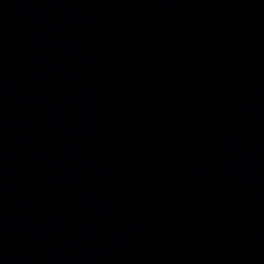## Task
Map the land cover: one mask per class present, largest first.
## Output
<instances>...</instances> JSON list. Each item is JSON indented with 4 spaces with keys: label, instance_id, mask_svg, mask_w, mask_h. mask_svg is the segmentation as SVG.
<instances>
[{
    "label": "water",
    "instance_id": "95a60500",
    "mask_svg": "<svg viewBox=\"0 0 264 264\" xmlns=\"http://www.w3.org/2000/svg\"><path fill=\"white\" fill-rule=\"evenodd\" d=\"M0 264H264V0H0Z\"/></svg>",
    "mask_w": 264,
    "mask_h": 264
}]
</instances>
